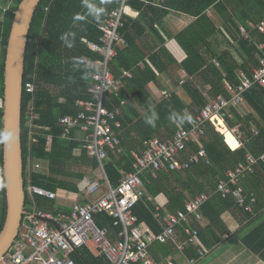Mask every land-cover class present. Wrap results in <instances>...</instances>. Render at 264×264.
Listing matches in <instances>:
<instances>
[{
	"label": "trees",
	"instance_id": "16d2710c",
	"mask_svg": "<svg viewBox=\"0 0 264 264\" xmlns=\"http://www.w3.org/2000/svg\"><path fill=\"white\" fill-rule=\"evenodd\" d=\"M22 0H0V232L6 220V195L3 178L2 160V126L3 97H4V61L8 44V37L14 20L15 11ZM122 0H41L34 15L32 27L26 49L24 89L22 98V150L24 161L25 190L28 185V165L32 157L33 167L32 183L57 193L71 191L83 192L80 187L81 179L69 177L70 172L90 174L99 167L98 161L91 158L82 141L83 134L80 128L72 130L68 137H63L64 128L59 123L60 118L66 115H77L80 107L79 99H92L89 88L92 85L95 69L86 62L94 61L101 56L93 51L86 40L102 44V32L99 25L108 18L112 9L120 5ZM153 0H147V2ZM195 2L196 0H187ZM172 0H166L165 4H171ZM131 4L146 6L142 0H130ZM206 7L216 4L221 10L234 13L244 24L246 18L258 24L264 20V0H206ZM90 7L98 10L97 15L90 14ZM196 7V6H195ZM190 14L196 11L188 10ZM204 11V9H203ZM202 12L197 13L200 14ZM79 18L74 20L73 17ZM129 23L120 28L125 40L130 45L133 39L128 34ZM238 27V26H237ZM65 36V41L61 40ZM264 34L254 30L248 39L241 40V46L247 53L243 66H232V56L223 53L218 58L222 69H215L218 80L212 85L211 96H205L200 88L192 81L187 82L183 89L190 97L184 100L179 93L173 92L171 96L156 100L148 90L149 83L157 78L150 66L144 70L132 67L128 61L126 51L129 48L118 47V55L111 62V70L116 78L122 75L124 69H132V77L125 78L126 85L120 93L107 94L105 106L122 110L118 120L121 127L120 133L123 151L115 154L109 150L108 158L104 161V168L113 186H118L123 175L122 170L133 172L135 169L133 151L143 154L144 141L151 138L166 140L171 138L178 126L176 120L182 125L186 123V109L196 113L210 98L218 94L229 97L225 80L234 85L239 83L238 70L241 68L247 74L254 67L259 66L260 59L264 57ZM67 45H72L68 47ZM118 46V45H117ZM188 51V58L183 63V68L190 75L198 73L206 61H201L198 50H193L184 45ZM117 49V48H116ZM84 61V64H77ZM252 65H249V64ZM84 65H91L86 72ZM248 65V66H246ZM223 70L226 72L223 74ZM35 83V92H28L27 83ZM191 102V103H190ZM245 102L252 109L246 113L241 111V106L228 108L231 117L225 122L215 116L214 123H210L206 135L200 143L206 147L211 157V164L200 162L190 169L181 171L146 170L142 174L145 195L133 208V213L138 218V224L148 226L154 234L163 231V223L168 212H176L184 209L186 203L203 192H212L229 169H234L240 162L245 161L248 152L259 156L264 152V87L254 86L245 93ZM193 104V107H192ZM33 106L38 118L34 121V138L36 141L30 147L29 111ZM155 127L147 124L146 119H153ZM238 127L242 133L241 142L237 149H231L225 141L224 132ZM82 134V135H81ZM51 136V139H50ZM78 136L81 139L78 138ZM235 141H231L235 145ZM81 149V155H76V150ZM198 150V146L191 143L184 157ZM36 164L38 166H36ZM264 162L256 167L258 174H263ZM256 174V173H255ZM244 184V183H243ZM245 185V184H244ZM160 194L168 196V203L158 210L159 218L155 217L156 204L154 198ZM151 197V198H150ZM37 204L48 211L59 212L64 208L56 199H48L44 196H36ZM86 200L82 201L85 202ZM31 196L26 192V205L31 204ZM81 202V201H80ZM251 216L252 222L257 218ZM238 208L231 197L224 198L219 193L214 194L202 207V218L190 216L192 226L198 229L199 244H189L186 248L188 257H196L197 262L203 256L199 255V249L204 248L202 242L207 243V236L224 234L229 231L222 221L224 210ZM67 211V210H66ZM247 213V212H245ZM205 217L209 220L206 226L200 223ZM98 225L119 231L120 226H113V219L106 214L96 216ZM243 239V242L254 253L261 255L264 260V218L257 222ZM177 237L184 241L188 238L181 228L177 230ZM218 233V234H216ZM216 238V239H217ZM220 238H218L219 240ZM154 259L161 260L168 255L178 252L172 242H154L151 247ZM78 264H109L105 256H94L87 247L79 248L74 254ZM196 262V263H197ZM195 263V264H196Z\"/></svg>",
	"mask_w": 264,
	"mask_h": 264
},
{
	"label": "built area",
	"instance_id": "2783aa9c",
	"mask_svg": "<svg viewBox=\"0 0 264 264\" xmlns=\"http://www.w3.org/2000/svg\"><path fill=\"white\" fill-rule=\"evenodd\" d=\"M130 0H122L120 5L112 9L108 18L99 25L102 32L101 42L98 44L86 40L88 46L101 57L86 62L93 65V83L89 88L92 99H79L77 115H66L59 123L64 128L63 137H68L72 130L80 128L84 147L87 154L98 161L102 179L88 180L83 187L85 202H76L69 212H53L41 208L36 196L56 199L57 193L32 183V157L28 165V185L26 192L31 196V204L25 207L18 236L9 251L0 257V264H77L73 254L82 247H87L96 256H105L109 264H176L174 256L168 255L161 260L154 259L151 247L154 242H172L175 249L183 254L188 264H195L196 257H188L186 248L189 244H199L198 229L192 226L190 216L202 218L201 207L214 194L231 197L237 206L250 216L256 215L255 206L258 198L254 192H249L243 185L247 174L255 172L256 167L264 162V152L259 156L248 152L246 159L234 169H229L212 192H203L190 199L184 209L169 213L163 223V231L154 234L151 229L138 224V218L133 213L137 202L143 198L144 181L142 174L146 170L181 171L190 169L194 164L204 162L211 164V157L200 141L206 135L208 125L218 116L225 124L231 114V106H244L245 93L254 86L264 87V57L260 64L252 69L250 74L241 71L238 74L237 85L226 82L229 97L218 94L208 99L207 103L196 113H188L187 125L176 120L178 129L166 140L151 138L144 141L143 154L133 151L134 171H121L123 177L118 186H113L106 174L104 161L108 158L109 150L115 154L123 151L121 146V127L118 117L120 107L110 109L105 106L107 94L120 93L126 85L125 78L132 77L130 70L124 69L122 75L116 78L111 70V62L117 56L116 44L125 42L120 28L124 23L126 6ZM254 27L264 32V20ZM244 32L246 30L242 28ZM185 83L181 80L180 84ZM28 92H35V83H27ZM162 95L171 96V92L164 90ZM38 115L33 106L29 111L30 147L36 141L33 128ZM241 145L242 133L238 127L230 129ZM51 139V136H50ZM196 144L198 150L184 157L189 144ZM36 166H38L36 164ZM151 198V197H150ZM155 217L159 218L160 207H156ZM106 214L113 219L114 226H120L117 240L110 238L109 229L98 225L96 216ZM181 228L188 238L181 241L177 237V230ZM206 250L199 249V255L204 256Z\"/></svg>",
	"mask_w": 264,
	"mask_h": 264
},
{
	"label": "crops",
	"instance_id": "0c3cea01",
	"mask_svg": "<svg viewBox=\"0 0 264 264\" xmlns=\"http://www.w3.org/2000/svg\"><path fill=\"white\" fill-rule=\"evenodd\" d=\"M142 1L146 2V6L140 7V4H131L129 1L125 10L122 27L129 23L127 25L128 34L133 39V44L127 43L121 32L125 42L117 43L116 50L118 55L120 44L121 48L128 47L129 51L126 53L132 67L144 70L146 66H150L153 69L157 78L149 83L148 90L156 100H162L165 97L162 92L167 90L171 94L177 92L184 100L189 101L190 97L183 89L189 81L195 83L205 96H211L212 85L218 80L215 69H222L218 58L225 52L232 56V66L241 67L245 64L244 57H247V53L241 46V40L250 38L254 30H259L254 27L256 23L253 21L246 18L244 24L234 13L221 10L216 4L205 8L206 0H196L194 3L187 0H172L169 5L165 4L166 0ZM188 10L202 13L190 14ZM259 32L264 34L263 31L259 30ZM184 45L198 50L201 61H206L202 69L195 75H190L183 68V63L188 58V51ZM260 47L263 48L264 43ZM130 71L132 72V69ZM241 71L244 70L240 68L237 74ZM225 73L223 70V74ZM181 80H185V83L180 84ZM226 82L227 80H225V84ZM241 107V111L246 113L252 111L246 103ZM188 113H191L190 108L185 111V114ZM224 135L225 141L232 147L231 149L241 146L240 141L230 129L225 131ZM80 137L82 136H78L79 139H81ZM233 140L235 145L231 144ZM81 153L80 148L76 150V155L79 156ZM262 172L263 174H258L255 170L254 173L247 174L243 180L245 189L254 192L258 198L257 219L252 222L247 213L236 207L224 210L222 221L229 231L224 234L216 233L219 240L215 236H207L208 244L202 242L206 253L196 264H238L242 258H244L243 264H264L261 255L254 253L243 242L249 231L264 218V171L262 170ZM68 176L81 179L82 191L88 180L103 178L99 168L87 175L76 171L70 172ZM57 198L58 204L64 208L63 211L67 210L66 212L70 211L74 203L86 200L84 191L81 193L60 192ZM168 201L166 194H160L154 198V203L160 209L164 208ZM200 223L202 226H206L209 220L205 217ZM104 228L109 229L112 240H117L118 231L111 230L106 226ZM228 242L231 244H227ZM87 249L90 251L89 248ZM172 255L176 264H188L183 254L175 252ZM209 255L212 257L206 261L205 259ZM246 256L247 258H245Z\"/></svg>",
	"mask_w": 264,
	"mask_h": 264
},
{
	"label": "water",
	"instance_id": "95a60500",
	"mask_svg": "<svg viewBox=\"0 0 264 264\" xmlns=\"http://www.w3.org/2000/svg\"><path fill=\"white\" fill-rule=\"evenodd\" d=\"M41 0H22L15 11L4 61L2 126L3 178L6 195V220L0 232V257L18 236L25 213L26 190L22 150V98L26 49L35 11ZM10 133L8 140L5 134Z\"/></svg>",
	"mask_w": 264,
	"mask_h": 264
},
{
	"label": "clouds",
	"instance_id": "9594fccd",
	"mask_svg": "<svg viewBox=\"0 0 264 264\" xmlns=\"http://www.w3.org/2000/svg\"><path fill=\"white\" fill-rule=\"evenodd\" d=\"M90 14L91 15H97L98 14V10L95 8H91L90 7ZM78 16H74L73 19L76 20L78 19ZM61 40L65 41V36H61ZM68 47H72V45H67ZM77 64H84V61H77ZM85 67V71L88 72L91 70L92 66L91 65H84ZM185 119H191L190 117H186ZM145 122L153 127H155V123H154V118L153 119H146ZM10 133L5 134L4 139L8 140L10 137Z\"/></svg>",
	"mask_w": 264,
	"mask_h": 264
},
{
	"label": "rangeland",
	"instance_id": "374dc122",
	"mask_svg": "<svg viewBox=\"0 0 264 264\" xmlns=\"http://www.w3.org/2000/svg\"><path fill=\"white\" fill-rule=\"evenodd\" d=\"M225 140H226V138H225ZM227 244H231V243L228 242ZM207 255H208V254H207ZM210 257H212V255H209L205 260L208 261V260L210 259ZM245 258H247V256H246ZM203 262H204V261H203ZM243 262H244V258H242L241 261L238 262V264H243Z\"/></svg>",
	"mask_w": 264,
	"mask_h": 264
}]
</instances>
